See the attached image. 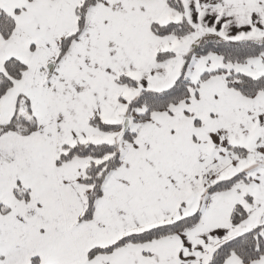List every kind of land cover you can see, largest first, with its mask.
Segmentation results:
<instances>
[{"label": "snow or ice", "instance_id": "obj_1", "mask_svg": "<svg viewBox=\"0 0 264 264\" xmlns=\"http://www.w3.org/2000/svg\"><path fill=\"white\" fill-rule=\"evenodd\" d=\"M0 264H264V0H0Z\"/></svg>", "mask_w": 264, "mask_h": 264}]
</instances>
